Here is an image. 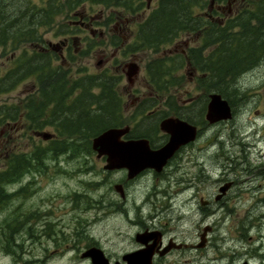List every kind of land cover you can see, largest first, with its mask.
<instances>
[{
    "label": "rangeland",
    "instance_id": "374dc122",
    "mask_svg": "<svg viewBox=\"0 0 264 264\" xmlns=\"http://www.w3.org/2000/svg\"><path fill=\"white\" fill-rule=\"evenodd\" d=\"M156 1L152 0L150 9H146V2L143 0L142 8L134 12L132 16L127 12L124 15L123 10L119 7L102 3L93 4L88 0L72 9L65 7L67 0H8L6 3L7 10L15 11L14 17L19 19L20 23L24 22L21 21L22 17H17V11H31L33 6L43 8L48 5V2L51 3L52 10L59 8L60 11L55 14L53 24L30 25L28 28L37 29V34L42 39L44 47L49 44L61 47V41L65 38H68L72 45V39H75V44L71 46V49L74 50L72 51L73 59H68L67 56L65 60H62L71 68V73L74 75L70 76L95 74L102 69H109L116 75L118 72L120 75L118 89L125 95L122 96L124 102L129 104L131 99L126 100L128 96H126L125 90L129 88V84L124 71H122L124 65L133 60L139 64L140 71L131 88L135 95L145 97L150 89L145 66L151 58L158 54L153 51L123 52L122 49V51L119 50L120 47H115L111 40L114 36H118L124 38L127 44L130 43L137 24L155 6ZM235 2L234 0L233 4L235 5H230V16L238 12V2ZM241 3L242 1H240V5ZM224 5L227 10L228 5L225 3ZM75 12L86 14L85 22L89 29L70 31L69 28H76L72 27L70 22L76 19L74 18ZM200 12H207V6ZM226 12L221 13L220 16L214 13L215 18H225ZM37 18L40 22L42 21L41 16H37ZM20 29L24 33V28ZM66 30L67 32H64ZM17 35L22 37L19 33ZM10 40L9 38L6 41L4 47H0V78L4 76L3 72L9 70L14 63V60L11 59L8 62L7 57L18 55L19 50L24 47L29 49L28 47L31 46V43L24 42L14 45ZM196 44L199 42L195 36H184L172 44L166 45L164 51L167 52V59H170L173 53L187 50ZM50 51L54 52L52 49ZM60 52L67 55L66 51ZM99 61H101V65L98 66ZM60 62V57L54 58V65H58ZM168 62L170 61L168 60ZM176 74L172 77L169 76L166 86L171 93L169 94L172 98L170 103L175 105L185 103L187 106L184 108L186 110L190 108L193 112L196 107L203 110L202 119L198 118L202 138L194 145V154L191 158L186 157L185 155H191L186 153L183 159L177 162V164L181 162L183 165L186 160L190 167L188 175L191 178L197 177L196 182L201 178L198 182L195 203L198 205L202 221L199 220L194 230L187 234V240L198 241L203 229L209 226L213 229L212 232L208 231L209 234L206 233V236H210V243L208 246L205 244L202 250H199L203 254L201 258L203 261L212 259L214 262L216 257L224 255L225 260L232 261V264H242L243 261H248L250 264H264V57H261L260 61L250 69L236 76L235 82L231 83V86L238 88L243 97L238 95L237 98H234L229 95V98L233 100V117L215 124H208L204 118L208 93L212 92H205L199 86L198 80L204 75L187 64L182 66ZM190 75L198 77L191 80ZM17 78L18 76L10 81L9 79L5 81V88L0 91V107L4 106V108L1 107V110L6 109L8 112L25 96L35 92V83L32 77L28 78L26 75L23 76V80H19L11 87L12 82ZM172 78L175 80L180 78V81L172 84ZM229 86V84L226 85V93L231 90ZM162 99L159 98L158 102L165 103ZM19 104L21 105V102ZM131 111L130 109L126 112V123H129L132 118L130 117ZM165 113L168 114V111ZM193 119L195 118L193 117ZM5 121V124L0 123V169L5 167L6 155L11 154L9 153L11 149H16V153L20 154L22 150L32 148L35 144L44 145L46 142L40 136L35 135L33 131L20 129L16 124L11 123L13 121L10 119H5ZM8 121L10 124H7ZM139 126L141 125H138L136 129ZM39 131L57 134L53 124L47 125ZM213 140H216V143L209 144ZM206 144L207 147H210L206 148ZM77 148H80V152L74 150V152L62 153L55 159L48 158L42 170L32 169L18 181L11 185H4L7 191L5 193L9 198L0 206V264H40V262L66 264L69 255L54 256L51 254L52 242L49 236L72 231L78 225L77 217L81 216L89 221L88 224L83 223L82 228L96 234L104 231L114 232L112 226L119 227V230L124 232L133 231L120 221H114L112 224L94 221L95 211L93 208L86 209V212H78V207L76 208L71 200H99L101 196L99 180L102 161L96 158L92 149L89 152L81 150L82 142ZM210 153H218L219 158L222 159H216L217 154H214L218 165H216V161L208 159L205 162L207 169H204L201 174V171L193 166V162L202 160L199 158L200 156L204 160V156ZM224 153L225 155L222 157ZM222 164L225 167L234 168V175L232 174L231 177L244 181L237 184L235 193L231 195L226 206L210 204L207 208L205 205H201L199 198L213 199L217 185L215 180L223 170ZM243 168L246 170L240 171ZM181 169L179 170V165L177 168L170 169V177L163 180V184H166L171 178H175V187L178 186L180 181L177 177L180 176ZM224 172L227 173L226 168ZM143 190L142 187H139L134 189L132 194L139 200L142 198ZM197 253L198 251H195V254ZM185 256L188 259L186 264H190L193 260L192 254L187 250ZM194 257L198 262L197 255ZM224 263H226L224 260L221 261V264Z\"/></svg>",
    "mask_w": 264,
    "mask_h": 264
},
{
    "label": "trees",
    "instance_id": "16d2710c",
    "mask_svg": "<svg viewBox=\"0 0 264 264\" xmlns=\"http://www.w3.org/2000/svg\"><path fill=\"white\" fill-rule=\"evenodd\" d=\"M86 1L67 0L65 7L72 9ZM88 1L119 7L124 15L127 12L130 16L143 5V0ZM235 1L238 2L237 13L214 21L207 19L200 12L204 7H208L210 2L208 0L156 1L155 6L137 24L133 38L124 50V52L153 51L158 54L145 66L150 89L156 91L167 89L169 76L177 75L176 72L187 64L204 75L199 78L198 83L205 92L214 91L221 94L231 107L233 100L229 95L234 98L238 95L243 97L239 89L231 86V83L235 82L237 75L250 69L264 57V0ZM6 2L8 0H0V45L5 44L10 38L14 45L24 42L31 43V46L28 47L30 50L24 47L19 50L18 55H11L14 63L9 70L3 72L4 76L0 78V91L5 88L7 79L10 81L18 76L11 84L13 87L16 82L23 80L24 75L32 77L36 90L25 96L20 101L21 105L20 102L16 103L8 112L6 109L1 110V107L4 108L1 106L0 123L5 124V119H10L13 121L11 123L20 129L33 132L53 124L57 134L44 145L35 144L32 148L22 150L20 154L16 153V149L9 151L11 154L6 158L4 171H0V206L9 198L5 193L7 191H4V185H11L32 169L42 170L48 158L55 159L62 153L74 150L80 152V148H77L80 142L83 143L81 150L89 152L94 136L108 127L121 125L124 121L123 101L117 91L120 77L109 69H103L95 74H78L77 77H71L70 75H74L71 68L62 60L67 56L68 59H73L72 51H69L65 58H61L48 48L47 52L42 51L40 48L42 39L37 34V29L28 28L30 25L53 24L54 16L60 9L52 10V5L48 2L43 8L33 6L31 11H17V17H22V22L25 20L24 23H20V20L14 17L15 11L7 10ZM216 2L233 4L234 0ZM37 16L42 17L41 22ZM14 19L19 25L13 26ZM20 28H24V33ZM191 35L195 36L199 44L185 52L173 53L172 57L167 59L164 47L181 37ZM121 41L120 37L114 36L111 43L116 46L120 45ZM55 57L61 59L58 65H54ZM179 81L180 78L176 80L172 78L171 82L175 84ZM228 84L231 90L226 93ZM155 96H165V93L156 92ZM154 102L156 101H145ZM18 122L20 124H17ZM7 124H10V121ZM153 127L154 124H149L148 127L141 125L131 134L148 135ZM3 192L5 196L1 195Z\"/></svg>",
    "mask_w": 264,
    "mask_h": 264
},
{
    "label": "flooded vegetation",
    "instance_id": "af4514ba",
    "mask_svg": "<svg viewBox=\"0 0 264 264\" xmlns=\"http://www.w3.org/2000/svg\"><path fill=\"white\" fill-rule=\"evenodd\" d=\"M232 2L226 3L228 9L225 10L224 3H217L216 0H211L207 7V12L203 13L204 17L211 21L216 20L214 13H224L227 16L231 12L230 5ZM74 20H71V30L84 31L89 29L85 20L86 14L84 12H75ZM224 19V18H223ZM223 21V20H222ZM125 30V28H124ZM7 38V37H6ZM123 39V40H122ZM119 50L124 52L127 42L124 38H121ZM75 39H72V45L75 44ZM61 47L51 45L52 49L58 51H66L68 54L71 50L69 39L65 38L61 41ZM1 44L0 46H4ZM42 51H48L47 48H43L40 45ZM122 49V50H121ZM185 52V50H183ZM10 56L7 57V61ZM134 61V60H133ZM136 62V61H135ZM126 64L122 71H126ZM120 77V75H117ZM190 79H196L197 75H190ZM133 85H129L126 88V100L130 98L131 101L124 102L125 96L122 92L117 91L121 96L122 109L124 110V119L121 125L112 127H130L129 132L121 137V140L127 141L132 139L144 138L148 141L149 148L151 150H157L166 144L169 140V134L165 133L160 129V122L164 118L178 117L192 125L197 127V135L195 138L185 144L179 146L174 152L173 156L168 159L165 166L160 170L156 171L151 168L144 169L138 172L134 177H128V170L126 168L118 169H106L104 166L107 164V156L97 157L102 161V169L100 172L101 190L99 200H71L74 202L78 212H86V209L95 211L93 216L94 221H99L105 224H112L114 221H120L124 223L128 228L133 229L131 232H124L119 230V227L112 226L114 232L108 233L106 231L99 234L90 232L86 228H82L83 223L88 224V220L81 217H77L78 225L70 232H61L49 236L52 242L51 254L54 256H65L69 255V259L66 264H97L96 261H100L99 264H186L187 257L185 252L188 250L192 254L193 260L190 264H221V261H225L224 264H232L225 260L224 255L216 257L214 262L212 259L203 261L202 250L203 246L210 243V236H206V233L212 232V227H205L203 233L200 234L198 241L187 240V234H190L194 230L195 225L202 221L198 211V205L195 203V198L198 192L197 177L191 178L188 175V163L186 160L182 163H178V160L183 159L184 154L189 153L191 155H185L191 158L194 154V145L201 140V125L198 122V118L202 119L203 110L197 107L194 109L184 107L183 104L170 103L169 94L170 89L163 90H152L145 94V97H141L138 94L135 95ZM156 92H163L165 96H155ZM165 101V103H159L158 100ZM147 100H155L154 103H145ZM158 102V103H157ZM132 110L129 123H126V112ZM168 111V114L165 112ZM175 111H180L176 113ZM191 112V113H190ZM193 117L195 119H193ZM206 121V120H205ZM142 122V123H141ZM207 122V121H206ZM208 123V122H207ZM154 124L148 135L144 136H133L131 133L136 129L138 125L147 126ZM216 143V140L209 142V144ZM206 148L207 144L205 145ZM214 154L216 159L219 158L218 153H210L209 155L199 157L202 160L193 162V166L197 167V170L203 173L204 169H207L205 162L214 160ZM225 155L222 154V157ZM228 156V155H227ZM191 161V160H189ZM179 165L180 176L178 175V186L175 187V178H171L166 184H163V180L170 177V169L177 168ZM187 165V166H186ZM216 165L218 162L216 161ZM191 165V167H193ZM217 167V166H216ZM194 168V167H193ZM223 170H219V175L215 182L216 193L211 200L200 199L201 205L209 208L210 204L217 206H226L227 201L231 198V195L235 193L237 184L243 183L242 180H236L231 175L233 174V167L222 164ZM226 168V172L224 169ZM246 169H240L245 171ZM0 171H4L0 169ZM170 171V172H169ZM234 175V174H233ZM172 176V175H171ZM203 178V177H202ZM142 187L143 195L142 198L137 200L132 194L134 189ZM223 190H222V189ZM242 188V187H241ZM5 196V193L1 194ZM178 196V198H177ZM235 197V196H234ZM201 208V207H200ZM187 222V225H185ZM186 226V228H185ZM89 250H96L99 252V258H92L86 253ZM195 251H198L195 254ZM194 255H197L199 261L195 260ZM40 264H46L40 262Z\"/></svg>",
    "mask_w": 264,
    "mask_h": 264
},
{
    "label": "water",
    "instance_id": "95a60500",
    "mask_svg": "<svg viewBox=\"0 0 264 264\" xmlns=\"http://www.w3.org/2000/svg\"><path fill=\"white\" fill-rule=\"evenodd\" d=\"M146 2L149 7L151 0H146ZM97 65H101V61ZM126 69V80L129 85H133L140 67L132 61L126 64ZM232 117V107L228 100L219 93H210L205 120L210 124H214L229 120ZM160 129L169 134V140L157 150H151L148 141L144 138L121 140V137L129 132L130 127L128 126L105 129L92 138L91 147L96 152L97 157L107 156V164L104 166L106 169L126 168L130 178L147 168L160 171L179 146L195 138L197 127L178 117H168L160 122ZM37 135L44 140H48L53 136L50 132H38ZM86 255L92 258L100 257L99 252L96 250H89ZM96 262L97 264L100 263V261ZM242 264L249 263L244 261Z\"/></svg>",
    "mask_w": 264,
    "mask_h": 264
},
{
    "label": "bare ground",
    "instance_id": "6f19581e",
    "mask_svg": "<svg viewBox=\"0 0 264 264\" xmlns=\"http://www.w3.org/2000/svg\"><path fill=\"white\" fill-rule=\"evenodd\" d=\"M16 19V18H15ZM23 19V18H22ZM16 21V20H15ZM23 22H25V21H23ZM16 24H17V22H16ZM19 25V24H18ZM13 26H15V23H14V25ZM8 30V29H7ZM11 32V31H10ZM9 32V33H10ZM218 142V141H217ZM222 145V144H221ZM243 147V146H242ZM221 148V147H220ZM219 159H222V158H219Z\"/></svg>",
    "mask_w": 264,
    "mask_h": 264
}]
</instances>
